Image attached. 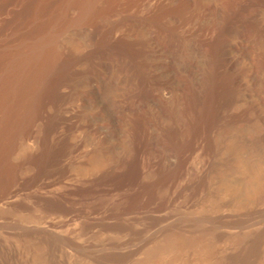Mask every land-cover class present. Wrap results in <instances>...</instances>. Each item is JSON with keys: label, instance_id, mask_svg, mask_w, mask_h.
Masks as SVG:
<instances>
[{"label": "bare ground", "instance_id": "1", "mask_svg": "<svg viewBox=\"0 0 264 264\" xmlns=\"http://www.w3.org/2000/svg\"><path fill=\"white\" fill-rule=\"evenodd\" d=\"M140 1L0 0V17L4 16L0 27V190L12 189L25 180L23 169L27 165L33 166L31 176L37 179L62 170L64 160L75 147L67 137L53 135L60 126L73 123L74 115L66 106L67 89L78 81L115 77L123 90V98L117 103V124L131 151L97 167L91 187L74 190L117 192L123 196L124 211H138L154 202L174 201L182 194L198 196L211 184L209 176H214L221 182V193H229L247 212L256 209L264 201V126L251 135L242 126L254 119L264 125V51L258 45L264 41V20H259L262 15L258 18L252 10L254 14L242 15L251 4L264 6V0L224 3L216 12L211 34L207 29L205 33L204 29L203 33L184 31L183 24L179 25L189 17L201 16L206 8L201 0H178L172 6L160 0L143 15L145 18L141 16L157 26L162 48L169 54L168 68L183 90L185 128L175 121L173 107L164 106V120L160 117L163 121H159L158 115L148 112V106L132 105L136 98L142 103L146 100L148 105L147 98L162 80L148 71L153 66V52L136 37L128 39L113 27L100 24L103 16ZM169 14L176 17V24H164ZM71 31L87 33L90 44L81 54H67L60 48L61 39ZM189 42L204 49L206 65H197L190 58ZM241 46L252 48L255 56L235 69L231 50ZM174 59L183 61V66L174 65ZM82 63L87 64L86 68H80ZM194 69L200 71L198 80L192 76ZM239 102L243 107L232 112V106ZM152 126L158 131L151 130ZM33 138L39 149L24 150L18 157L23 143ZM166 150L172 151L168 161ZM197 154L208 157L206 164L197 171L198 175L180 184L179 178L192 173L189 160ZM195 167L198 169L197 164ZM147 169L154 172L148 180L143 175ZM234 174L244 176L245 186H232ZM184 244H178L175 255H185L187 261ZM56 247L50 245V264H56Z\"/></svg>", "mask_w": 264, "mask_h": 264}, {"label": "rangeland", "instance_id": "2", "mask_svg": "<svg viewBox=\"0 0 264 264\" xmlns=\"http://www.w3.org/2000/svg\"><path fill=\"white\" fill-rule=\"evenodd\" d=\"M159 1L142 0L136 4H125V7L103 16L100 24L113 27L128 39L146 43L153 52L150 56L153 66L148 71L162 80L160 85L155 86L153 95L147 98L148 105L140 98L133 100L132 105L134 103L137 108L148 106V112L158 115L159 121L164 120V106L173 107L175 121L185 128L187 116L183 90L175 73L168 68L169 54L162 48L157 26L141 17L147 15ZM176 1L162 2L176 5ZM201 1L206 7L203 9L206 15L201 12V16L197 14L187 18V23L179 22L180 26L183 24L182 30L202 32L204 29L205 33L207 29L208 34L213 33L217 10L231 0ZM260 8L251 4L243 13H255L258 18L262 15L259 20H264V6ZM244 14L242 16H247ZM171 15L163 20L165 25L177 23L176 17ZM3 17H0V22ZM88 41L87 33L71 31L61 39L60 48L67 54H81L89 47ZM187 45L195 64L206 65L204 49L191 42ZM258 45L264 51V41L260 40ZM231 55L235 59L233 63H236L233 67L239 68L251 61L255 51L241 46L238 50L232 49ZM174 60V65L183 66V61ZM80 66L82 69L87 64ZM192 76L198 80L200 71L194 69ZM76 84L66 90V106L74 115L73 123L60 126L53 134L54 137H67L75 146L64 160L62 170L37 179L31 176L34 175L33 166L27 165L23 169L25 183L22 181L12 189L0 190V264H50L48 251L51 244L57 246L56 264H264V201L247 212L246 208L231 199L229 193L220 192L221 182H217L214 176L208 178L210 191L207 189L195 197L182 194L174 201L154 202L138 211H124L123 196L117 192L87 190L79 193L74 190L81 186L91 187L97 167L115 160L120 153L131 151L117 124V103L123 98L118 80L115 77H99L96 82L82 80ZM239 103L232 106V112L243 107L244 104ZM243 124L242 128L248 135L255 130H263L264 126L259 119ZM151 128L154 132L158 131L156 127ZM39 133L41 126L37 127V135ZM23 144L25 146L22 145L23 150L18 157L27 149L28 152H35L40 146L36 138ZM165 154L167 161L172 158V151L166 150ZM206 157L202 154L193 156L189 160L192 173L182 176L178 182L185 184L183 182H187L188 178L198 175L200 172L197 171H201L208 160ZM148 169L143 174L147 180L154 176L153 170ZM244 180V176L234 174L230 182L232 186H245ZM179 243H185L187 261L185 255L178 258L175 255Z\"/></svg>", "mask_w": 264, "mask_h": 264}]
</instances>
